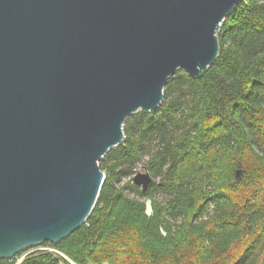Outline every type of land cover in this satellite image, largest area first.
<instances>
[{
	"label": "water",
	"instance_id": "water-1",
	"mask_svg": "<svg viewBox=\"0 0 264 264\" xmlns=\"http://www.w3.org/2000/svg\"><path fill=\"white\" fill-rule=\"evenodd\" d=\"M240 2L0 0V259L87 220L127 117L157 110L178 70L205 74Z\"/></svg>",
	"mask_w": 264,
	"mask_h": 264
},
{
	"label": "trees",
	"instance_id": "trees-1",
	"mask_svg": "<svg viewBox=\"0 0 264 264\" xmlns=\"http://www.w3.org/2000/svg\"><path fill=\"white\" fill-rule=\"evenodd\" d=\"M218 40L200 79L178 70L157 110L127 117L124 140L100 159L92 213L43 243L63 255L32 252L20 264H264V0H242ZM143 160L146 191L122 184Z\"/></svg>",
	"mask_w": 264,
	"mask_h": 264
},
{
	"label": "rangeland",
	"instance_id": "rangeland-1",
	"mask_svg": "<svg viewBox=\"0 0 264 264\" xmlns=\"http://www.w3.org/2000/svg\"><path fill=\"white\" fill-rule=\"evenodd\" d=\"M144 160H145V158H144ZM144 160L141 162V163H138L137 165H136V167L133 169V173L130 175V176H124V178L122 179V184L124 183V182H126V181H131V179L133 178V176L137 173V172H141V173H144L145 172V170H144V168H143V162H144ZM101 164V162L99 161V165ZM132 182V181H131ZM126 192H128L130 195H135L136 196V194H135V191H134V189H132V188H127L126 189ZM139 197V196H138ZM156 197H157V199H159V201H162V200H164L165 199V195H163L162 193L161 194H157L156 195ZM146 211H147V213L148 214H151V205H150V201H146ZM26 253V251L24 252V251H22V253L19 255L18 254V258H21L24 254ZM17 256V255H16ZM25 257V256H24ZM23 257V258H24ZM15 261V260H14ZM14 263V262H13Z\"/></svg>",
	"mask_w": 264,
	"mask_h": 264
},
{
	"label": "built area",
	"instance_id": "built-area-1",
	"mask_svg": "<svg viewBox=\"0 0 264 264\" xmlns=\"http://www.w3.org/2000/svg\"><path fill=\"white\" fill-rule=\"evenodd\" d=\"M25 251H26V253L21 258H18V255L14 257L15 261H14L13 264H20V262L22 261L23 257L28 255V254H30V253H32V252H46V251L58 252V250H56L54 247L46 245V244H43V243L35 245V246H32V247H28V248H26ZM0 264H2V263L0 262Z\"/></svg>",
	"mask_w": 264,
	"mask_h": 264
}]
</instances>
